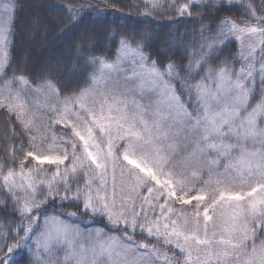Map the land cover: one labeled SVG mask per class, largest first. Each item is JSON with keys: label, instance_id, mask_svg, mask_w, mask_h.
Instances as JSON below:
<instances>
[{"label": "snow or ice", "instance_id": "snow-or-ice-1", "mask_svg": "<svg viewBox=\"0 0 264 264\" xmlns=\"http://www.w3.org/2000/svg\"><path fill=\"white\" fill-rule=\"evenodd\" d=\"M141 2L0 0V264H264V0Z\"/></svg>", "mask_w": 264, "mask_h": 264}, {"label": "trees", "instance_id": "trees-1", "mask_svg": "<svg viewBox=\"0 0 264 264\" xmlns=\"http://www.w3.org/2000/svg\"><path fill=\"white\" fill-rule=\"evenodd\" d=\"M62 2L63 0H17L22 8L17 13L15 30L9 49L13 60L27 55L31 67L34 70H39L46 62L54 60L70 48L72 41L78 36L80 30L89 23L87 15L84 18V23L79 27H73L64 32H57L52 26H49L46 32L41 30L31 37L28 36L27 32L29 19L34 12H39L42 16L49 18L61 16L63 13L57 5ZM126 3L136 5V7L125 9L132 13V21L129 22V25L134 26V21L139 19L136 13L138 10H142L144 5L141 0H126ZM159 22L163 23L164 21L160 20ZM0 127L3 126L0 125ZM16 260L19 264L20 257L17 256Z\"/></svg>", "mask_w": 264, "mask_h": 264}, {"label": "rangeland", "instance_id": "rangeland-1", "mask_svg": "<svg viewBox=\"0 0 264 264\" xmlns=\"http://www.w3.org/2000/svg\"><path fill=\"white\" fill-rule=\"evenodd\" d=\"M11 38H12V36L10 37V40H11ZM9 49H10V48H9ZM30 99L35 100V98H31V97H30ZM61 255H62V253H61Z\"/></svg>", "mask_w": 264, "mask_h": 264}]
</instances>
